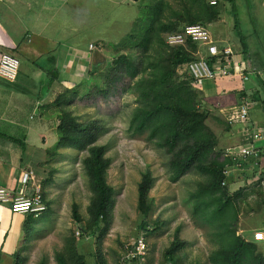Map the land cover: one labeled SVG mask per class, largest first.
Returning <instances> with one entry per match:
<instances>
[{
	"label": "rangeland",
	"instance_id": "1",
	"mask_svg": "<svg viewBox=\"0 0 264 264\" xmlns=\"http://www.w3.org/2000/svg\"><path fill=\"white\" fill-rule=\"evenodd\" d=\"M159 1H163V9L152 46L141 53L124 41L130 34L139 35L144 30ZM99 2L98 10L93 11L96 17L87 20L97 21V25L83 26L84 33L89 32L83 36L92 44L88 49L91 56L81 67L80 81L71 86L65 76V88L43 107L49 118L60 123L54 130L58 139L40 160L35 158L33 162V172L42 176L40 188L46 209L37 215L32 213L34 220L24 232L20 255L26 264H61L59 258L64 264H211L208 257L217 248L211 238L212 229L194 217L189 201L190 192L204 180V175L193 168L175 180L171 156L149 141L147 133H133L129 123L145 89L139 83L161 69V56L172 51L165 41L166 34L192 22L206 24L220 9L224 12L228 1L217 0L215 5L209 0ZM188 49L196 50L192 44ZM124 55H132L141 63V80L130 84L126 78L111 84L110 73ZM187 64L173 68L171 81L187 79L200 93L202 109L210 114L206 124L216 136L217 149L225 153L233 145L227 131L231 124L203 102L201 87L190 79ZM113 85L116 91L111 94L117 95L108 93ZM124 87L126 92H120ZM103 90L106 93L101 94ZM89 93L92 96H87ZM99 147L104 148L103 175L110 187L106 209L100 216L90 171L94 150ZM147 171L151 185L144 211L139 191ZM247 175L246 186L253 192L242 203L236 227L244 239L256 241L254 233L264 230V167ZM228 188L234 192L230 185ZM140 237L145 239L148 250L133 257ZM258 244L260 262L255 264H264V242Z\"/></svg>",
	"mask_w": 264,
	"mask_h": 264
},
{
	"label": "crops",
	"instance_id": "2",
	"mask_svg": "<svg viewBox=\"0 0 264 264\" xmlns=\"http://www.w3.org/2000/svg\"><path fill=\"white\" fill-rule=\"evenodd\" d=\"M99 1L111 2L0 0V55L11 52L20 59L15 81L0 77V185L14 196H30L40 187L42 176L33 172V162L56 142L54 130L60 124L43 107L65 88V76L71 86L80 81L92 44L83 36L89 33L83 26L97 25L87 20L96 17L93 11ZM227 1L224 12L220 9L203 24L219 45L232 48L233 75L205 80L200 85L202 99L231 124L227 131L233 145L228 149L254 143L264 150V0ZM193 54L211 58L198 44ZM240 106L247 107L249 119L229 122L233 108ZM259 131L262 138L253 141ZM253 162L249 159L242 168H233L226 179L232 191L242 190L243 204L253 192L246 186ZM30 171L33 178L24 183L23 175ZM261 199L264 202L263 195ZM31 220V213L13 212L9 204H0V264H26L20 250Z\"/></svg>",
	"mask_w": 264,
	"mask_h": 264
},
{
	"label": "trees",
	"instance_id": "3",
	"mask_svg": "<svg viewBox=\"0 0 264 264\" xmlns=\"http://www.w3.org/2000/svg\"><path fill=\"white\" fill-rule=\"evenodd\" d=\"M162 4L163 1H159L150 23L144 30L139 35L130 34L124 42L134 49H139L140 52H148L154 40V32L157 31L155 26L162 15ZM190 44L196 49L197 44L189 42L185 47H171L172 51L165 57L160 55L162 58L159 61L163 65L161 69L149 73L150 75L139 83L145 85V89L141 92L139 105L130 119L129 129L138 135L147 133L149 141L166 150L171 156L170 168L175 180H179L193 168L204 175V180L190 192L189 201L192 204L194 217L199 218L203 225L206 224L212 229L211 238L217 244V248L208 257L209 262L255 264L260 262L256 253L259 244L253 240L248 241L238 234L236 225L240 218L244 195L242 190L231 192L228 185L222 184L225 179L223 171L231 161L217 149L216 136L206 124L210 114L202 109L200 93L192 87L190 81L187 79L171 81L173 68L196 58L193 51L188 49ZM116 63L113 73H110L111 84L115 85L126 78L131 84L143 73L141 63H137L132 55H124ZM171 64L172 69L169 70ZM92 74H95L94 71ZM140 80L138 79L139 82ZM114 85L109 88L108 93L111 94V91L115 90ZM127 87L120 92H126ZM104 93L105 90L101 92ZM112 94L117 95V92ZM87 96L92 94L89 93ZM58 144L55 146L58 147ZM103 151L102 147L94 150L90 168L99 197L98 216L105 211L110 192L103 175ZM150 185L151 176L147 171L139 191L140 205L144 211L147 210L146 194ZM31 223L27 225V229L32 226ZM59 259L61 264H64L62 258Z\"/></svg>",
	"mask_w": 264,
	"mask_h": 264
},
{
	"label": "built area",
	"instance_id": "4",
	"mask_svg": "<svg viewBox=\"0 0 264 264\" xmlns=\"http://www.w3.org/2000/svg\"><path fill=\"white\" fill-rule=\"evenodd\" d=\"M214 5L217 0H209ZM165 41L170 47L186 46L189 42L204 46L211 58L202 55L196 56L187 64L188 73L196 85H201L205 80L213 79L219 76H231L233 72L230 68L233 56L231 47H224L217 43L211 35L208 27L200 22L190 23L183 26L180 30L172 31L166 34ZM92 46V45H91ZM20 70V59L11 52H3L0 55V77L6 81L13 82L17 79ZM232 116L229 122L247 121L249 112L247 107L240 106L233 108ZM262 132H256L252 135V140L262 138ZM225 155L231 160V166L227 165L223 171L225 179L222 184L227 185V177L233 168H242L243 165L253 159V171H258L264 167V150L256 147L254 143L248 145H239L227 149ZM33 178V172H25L23 182L28 183ZM0 204H9L13 212L33 213L35 215L46 209L43 201V195L40 187L33 194L13 195V192L0 185ZM256 241H264V230L254 233ZM148 250L147 243L143 237L137 239L133 250V257L144 255Z\"/></svg>",
	"mask_w": 264,
	"mask_h": 264
}]
</instances>
